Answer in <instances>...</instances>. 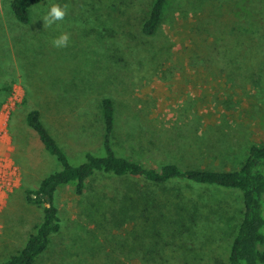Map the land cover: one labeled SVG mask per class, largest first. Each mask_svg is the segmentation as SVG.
Here are the masks:
<instances>
[{"label": "rangeland", "instance_id": "rangeland-1", "mask_svg": "<svg viewBox=\"0 0 264 264\" xmlns=\"http://www.w3.org/2000/svg\"><path fill=\"white\" fill-rule=\"evenodd\" d=\"M65 3V18L44 26L50 6ZM153 3L45 0L33 4L30 21L23 22L12 0H0V113L11 97L16 100L2 150L16 163L19 179L0 208V264L22 249L44 216L27 190L63 168L28 125L32 107L74 165L88 151L106 153L107 97L116 109V152L156 168L174 162L238 169L253 145L264 144V0H168L149 35L143 26ZM61 33L70 34L68 46L53 47ZM149 186L142 177L98 172L83 194L74 184L61 187L62 228L35 264L228 262L243 219L240 189L189 181L154 185L202 207L185 225L119 224L125 212L141 211L124 194ZM156 232L169 242L161 254H151Z\"/></svg>", "mask_w": 264, "mask_h": 264}, {"label": "trees", "instance_id": "trees-1", "mask_svg": "<svg viewBox=\"0 0 264 264\" xmlns=\"http://www.w3.org/2000/svg\"><path fill=\"white\" fill-rule=\"evenodd\" d=\"M45 0H12V8L17 19L30 21L31 6ZM168 0H154L143 31L154 34L162 20ZM10 87L7 88L9 90ZM3 88L0 87V96ZM105 119L104 155L88 151L86 159L79 165L70 162L69 157L42 120L41 111L32 107L26 121L39 135L45 147L62 163L63 168L45 177L38 188L27 190L30 203L44 207V216L37 230L30 234L22 249L11 255L4 264H35L38 258L48 250L52 237L62 228L60 207L57 194L61 187L74 184L76 192L83 194L89 181L98 172L124 177H142L150 183L146 189L138 187L133 193L124 194V200L132 202V208L141 210L137 214L125 212L124 220L142 221V228H159L185 225L197 215L198 201H186L177 190L163 187L173 181H189L199 185H217L237 188L242 191L244 200L243 219L233 237L228 262L226 264H264V144L253 145L245 162L238 169L182 168L178 163H167L160 168L119 155L113 144L116 128V109L112 98L103 100ZM177 189V188H175ZM136 212V211H135ZM163 234L155 233L151 254H161L165 245ZM176 235H178L176 233ZM158 237V239H157ZM147 246L143 244V247ZM162 256V255H160ZM148 264V263H146Z\"/></svg>", "mask_w": 264, "mask_h": 264}, {"label": "built area", "instance_id": "built-area-1", "mask_svg": "<svg viewBox=\"0 0 264 264\" xmlns=\"http://www.w3.org/2000/svg\"><path fill=\"white\" fill-rule=\"evenodd\" d=\"M16 100L11 97L0 113V208L6 193L14 188L18 182V167L12 157L2 150L8 142V119L15 108Z\"/></svg>", "mask_w": 264, "mask_h": 264}, {"label": "clouds", "instance_id": "clouds-1", "mask_svg": "<svg viewBox=\"0 0 264 264\" xmlns=\"http://www.w3.org/2000/svg\"><path fill=\"white\" fill-rule=\"evenodd\" d=\"M69 5L67 3L52 4L49 8L47 14L42 17L44 21V26L51 27L57 21H62L68 13ZM70 40L69 33H61L58 37L54 38L52 41L53 47L64 48L67 47Z\"/></svg>", "mask_w": 264, "mask_h": 264}]
</instances>
